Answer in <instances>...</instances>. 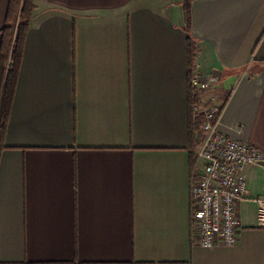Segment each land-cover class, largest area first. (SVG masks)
I'll list each match as a JSON object with an SVG mask.
<instances>
[{"label": "crops", "instance_id": "0c3cea01", "mask_svg": "<svg viewBox=\"0 0 264 264\" xmlns=\"http://www.w3.org/2000/svg\"><path fill=\"white\" fill-rule=\"evenodd\" d=\"M34 5L0 157V264H264V163L242 174L236 245L201 248L189 134L192 103L221 105L218 132L264 155V0H194L187 32L182 0ZM188 39L213 89L190 87Z\"/></svg>", "mask_w": 264, "mask_h": 264}, {"label": "built area", "instance_id": "2783aa9c", "mask_svg": "<svg viewBox=\"0 0 264 264\" xmlns=\"http://www.w3.org/2000/svg\"><path fill=\"white\" fill-rule=\"evenodd\" d=\"M215 78L201 81L192 73L189 85L197 93L213 89ZM191 113L202 118V135L196 151L200 166L190 177L192 240L201 248H230L236 245L240 230L238 206L247 199L246 168L264 163L256 147L220 134L217 130L223 106L202 101L191 104ZM252 201L259 206L264 224V199Z\"/></svg>", "mask_w": 264, "mask_h": 264}, {"label": "trees", "instance_id": "16d2710c", "mask_svg": "<svg viewBox=\"0 0 264 264\" xmlns=\"http://www.w3.org/2000/svg\"><path fill=\"white\" fill-rule=\"evenodd\" d=\"M194 0H182L184 25L187 32L191 22V4ZM35 9L34 0H9L7 14L2 33V49L0 50V157L5 149L4 137L8 124L10 107L15 91L19 65L22 57L26 33L30 26ZM189 74L195 67L196 44L191 39L187 42ZM191 92V91H190ZM192 94V92H191ZM192 96V95H191ZM195 95L193 96V99ZM189 134L194 133L199 143L201 117L190 118Z\"/></svg>", "mask_w": 264, "mask_h": 264}]
</instances>
